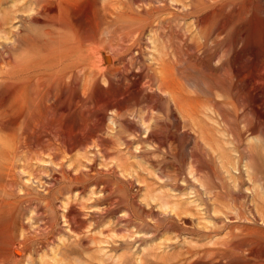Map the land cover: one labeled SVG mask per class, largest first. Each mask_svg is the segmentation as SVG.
<instances>
[{"label":"rangeland","instance_id":"1","mask_svg":"<svg viewBox=\"0 0 264 264\" xmlns=\"http://www.w3.org/2000/svg\"><path fill=\"white\" fill-rule=\"evenodd\" d=\"M50 1L0 0V264H264L248 243L264 240L253 219L264 216V103L251 110L264 85V78L253 83L257 69L264 74V0L241 23L233 6L243 0H96L97 42L125 71L100 83L109 97L131 95L104 108L87 76L79 79L80 100L47 97L52 114L69 116L66 139L55 125L25 124L18 95L4 92L9 81L32 80V90L39 77L69 85L77 78L75 58L23 69L54 45L47 39L53 15L44 13ZM215 9L232 13V29H197L195 16ZM37 13L28 32L22 17ZM250 17L253 34L260 31L253 48L240 36ZM229 58V86L204 79ZM163 67L173 73L183 113L153 107L150 90L134 93L133 74L147 75L145 85ZM60 98H69L67 111Z\"/></svg>","mask_w":264,"mask_h":264},{"label":"bare ground","instance_id":"2","mask_svg":"<svg viewBox=\"0 0 264 264\" xmlns=\"http://www.w3.org/2000/svg\"><path fill=\"white\" fill-rule=\"evenodd\" d=\"M81 2H83V3L87 2L85 12L79 11V7H80ZM95 2H96V0H93V1H91V0H51L48 7L45 6V10L47 8V10H49V12H44V13H46L48 15V17H49V14L53 15L51 18H48L49 19L48 24L53 26V28H55V29L51 30V32L48 33L47 39L50 41H53L54 45L44 46V47H46V49H45V57L46 58L43 61L35 62V63L30 62L29 64H26L23 69L28 70L31 67H33L34 69L41 68V67H43V68L44 67H52V68L54 67L55 68L56 65H60L61 63H63V61L65 59L75 58L74 65H76V66H75L73 71L75 72V75L77 78H75V80H72V83L69 85V84H66L62 78H55V79L46 81L43 77H39L37 80V84H36L37 87L33 88L32 90L30 89V85L32 84V80L27 79L24 82H22V81H19V82L18 81H9L5 85L4 92H5V94H7L9 96H13V94L18 95V96H15L16 102H18L20 104V110L18 112V115H21V114L27 115L25 124H38L39 125L41 123L44 125L48 124V126L49 125H55L58 127V129H57L58 134L62 135V137H64L65 139L67 138V136L70 137L71 135H69V134H71L72 132L70 130L71 129L70 128L71 123H70L68 114H63L60 112L58 114H55V115L52 114L51 109H49V106L45 104V101H46L47 97L55 94L56 92H58L61 95V98L63 96H66L69 93H72L73 95L76 96L75 97L76 100H78V99L80 100V97L82 98V96H83L81 94L82 92L79 89L80 77H86V79H88L87 76H90V77L92 76V79L90 81L92 83V92H91L92 96L100 104H102V107H104V108L105 107L109 108L111 105H115L116 103H121V102H123V100L127 99L131 95L130 89H128V90H125L123 93H121L120 96L123 97L122 99L117 95H115V96L113 95L114 97H109L108 95L110 94V91H112V90L103 88L101 83H100L101 80L105 77H108V78H113L115 76L123 77L125 75V71L119 69L115 65L116 61H115V58L113 56V49L110 47H107V48L103 47L102 45H100L97 42V40H98L97 34L99 32V14H98V12H94ZM256 6L257 5H256L255 0H243L240 3H236L235 6H233L234 7V15H235L234 19L237 18L238 20H240L242 18V16H245V15H242L243 13L245 14V12L247 13V12L252 11L253 8ZM84 7L85 6L83 5V11H84ZM257 7H256V9H257ZM262 8L264 9V6ZM221 9L223 11V8H221ZM51 11H53V12H51ZM218 11L219 10L216 11V9H215V10H212L209 12H202L199 15L195 16V23L197 25V29H199L201 26L203 28L204 25H208L209 27L212 28L213 26H215V24H217L219 26V28H221L223 30H225L226 28L228 29V26L230 25V22L233 19L232 13L220 12V11L218 12ZM39 13H41V12H39ZM110 13L112 15L115 14L114 12H109V14ZM251 14H253V13H251ZM254 15H255V13H254ZM246 18H244V20ZM237 19H236V22H237ZM241 20H243V19H241ZM241 20H240V23L242 22ZM255 20H257V19H255ZM38 21H39L38 13L37 14H29L27 17H25V16L22 17V23H23L24 28L28 27L27 24H33V23L38 22ZM245 23H247L245 25L247 27L244 28L243 32L241 31L240 36L243 37L245 35L243 38L244 42H246L247 45H249V47H250V45H252L250 48H253L254 47L253 42H252L253 35L256 37V34L258 33L257 34V36H258L260 31L255 32L256 34H253L255 29L250 27L251 25H253V27L255 25L253 23V17L248 18V20H246ZM257 24L259 25L258 21H257ZM257 24H256V26L258 28ZM218 26H216V27L218 28ZM260 27L261 26L259 25V28ZM211 28H210V30H211ZM230 28L232 29L231 25H230L229 29ZM259 28H258V30H259ZM28 29H29V27L27 28V30ZM29 30H28V32H29ZM31 30H30V32H31ZM62 31L65 33L64 35H62L60 33ZM239 31H240V29H239ZM239 31H238V33H239ZM233 32H234V30H233ZM21 33H25V32H22V30H20L19 32H17L15 34L14 41L6 44V46H8V49L9 48L14 49L17 47L18 37L20 38ZM21 35H23V34H21ZM237 37H239V35ZM255 40H256V38H255ZM256 44H257V42H256ZM254 54H257V53H254ZM259 54H260V58H261V59L260 58L259 59L264 64V48H263L262 52H259ZM231 60H230V58L224 60L222 65H221V69L219 71L215 70V72H214V71H211L210 69H207L208 72L205 75L204 79L210 80L211 82H214L218 85L229 86L231 81H232V76H234L231 73V68H232V63H233V61H231ZM83 64L86 66L85 69H81V66ZM200 64H202V62ZM191 65H192V63H191ZM191 65H189V66H191ZM196 65H199V64L197 63ZM261 65L262 64L260 63V66ZM201 66L205 67L206 64H205V66H203V65H201ZM196 68L194 66L192 69L196 70ZM209 68H211V67H209ZM236 68L237 67L234 68V70L237 72L235 74L239 75V73L242 72V69L239 68L240 69L239 70ZM259 69L261 70V68H259ZM257 70H256L257 75L255 74V76H254L255 79L253 81V83H255V84L258 82L257 81L258 79L264 78V74L261 73L259 70L258 71ZM204 74H205V72H204ZM133 75L135 77L134 83H135L136 89H135L134 93L136 95H141L145 91L150 90L151 92H149L147 94L148 95L147 97H148L149 101L152 103L153 107H155L157 104H163L164 106H166V105L170 106L171 105V106H173L172 107L173 110L175 108L180 113H183L184 99L181 96L182 94H180L181 92L179 93V91L177 89V86H176V83L174 81V77H173L172 72H170L169 70H166V68L163 67L162 70L159 73H157V76H155V78L150 77L149 82L145 83V85L143 84V82L148 78L147 75H145L143 73L133 74ZM256 77H257V79H256ZM239 80L241 82L244 81L246 84L249 85L248 81H246L244 79L241 80V78ZM249 80H250V78H249ZM202 81H203V79H202ZM245 83L243 85H245ZM47 84H49V86H48L49 88L47 91H45L44 89H41V87H43V85L45 86ZM251 84L252 83H250V86H251ZM246 88H248V87L246 86ZM251 89H254V88H251ZM248 90H249V88H248ZM43 91H44V93H43ZM256 97H257V100L255 99L256 102L254 103V105H252V109H251L253 113L256 110H258L257 108L259 106L262 107V105L264 103V85L258 89ZM61 98L58 99L59 100L58 101V107H59V109L67 111V109H69V104H68L69 98H65V99H61ZM245 100H246V98H245ZM77 102L78 101H76L75 104H77ZM55 104H56V102H55ZM54 105H53V107H54ZM58 107L56 106V108H58ZM56 111H58V110H56ZM260 115H261V113H260ZM258 117L260 119L261 116H258ZM83 139H85V138H83ZM13 184H15L14 179H11L10 185L12 187H13ZM2 209H3V207L2 208L0 207V215H2V212H4V211H2ZM255 214L253 215L254 216V218H253L254 222L256 224H259L264 229V225H262V223L264 224V216L258 217ZM260 221L262 223H259ZM248 243H250V245L251 244L254 245V251L258 255H261L262 253H264V240H257V241L251 240V241H248ZM247 245H249V244H247ZM11 246H12V244H11Z\"/></svg>","mask_w":264,"mask_h":264}]
</instances>
